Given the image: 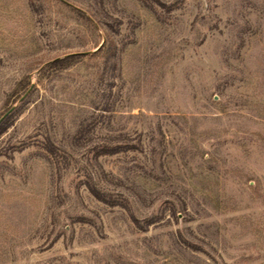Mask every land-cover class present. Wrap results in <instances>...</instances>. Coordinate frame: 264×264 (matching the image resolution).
Instances as JSON below:
<instances>
[{"label": "rangeland", "instance_id": "1", "mask_svg": "<svg viewBox=\"0 0 264 264\" xmlns=\"http://www.w3.org/2000/svg\"><path fill=\"white\" fill-rule=\"evenodd\" d=\"M11 107L0 264H264V0H0Z\"/></svg>", "mask_w": 264, "mask_h": 264}, {"label": "trees", "instance_id": "2", "mask_svg": "<svg viewBox=\"0 0 264 264\" xmlns=\"http://www.w3.org/2000/svg\"><path fill=\"white\" fill-rule=\"evenodd\" d=\"M82 54H71L68 55L64 58H60V59H55L54 61L50 62L48 65H46L44 70H60V69H64L68 66H70L72 63H74L75 61L79 60L80 58H82ZM5 119L3 121L0 122V126L2 123H4ZM112 151V152H111ZM115 150H107L105 153L109 154V153H113ZM90 191L92 193V195L94 196V198L102 203H107V199H106V195L103 194L102 192H100L99 190H97L95 187L90 188ZM133 221L136 222V220L133 218ZM137 223V222H136ZM143 229H146V227H144Z\"/></svg>", "mask_w": 264, "mask_h": 264}, {"label": "water", "instance_id": "3", "mask_svg": "<svg viewBox=\"0 0 264 264\" xmlns=\"http://www.w3.org/2000/svg\"><path fill=\"white\" fill-rule=\"evenodd\" d=\"M89 53V52H88ZM23 99V98H21ZM14 109V107H11L1 118H0V122Z\"/></svg>", "mask_w": 264, "mask_h": 264}]
</instances>
